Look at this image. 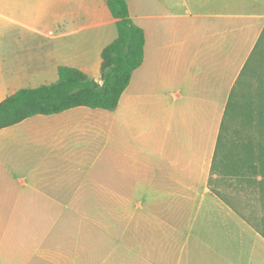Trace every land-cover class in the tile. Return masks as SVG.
<instances>
[{
    "label": "crops",
    "instance_id": "crops-1",
    "mask_svg": "<svg viewBox=\"0 0 264 264\" xmlns=\"http://www.w3.org/2000/svg\"><path fill=\"white\" fill-rule=\"evenodd\" d=\"M126 2L144 58L116 109L77 107L0 129V223L38 221L37 232L49 221L40 246L32 235L31 246H0V264H87L81 241L72 247V222L83 217L72 207L103 204L129 207L126 264H264V235L209 185L232 87L264 29V0H143L142 11ZM8 26L18 44L25 37L47 50L11 55ZM116 37L105 0H0V102L32 79L52 83L60 66L100 83L101 52ZM213 221L222 228L211 240L194 235Z\"/></svg>",
    "mask_w": 264,
    "mask_h": 264
},
{
    "label": "trees",
    "instance_id": "trees-1",
    "mask_svg": "<svg viewBox=\"0 0 264 264\" xmlns=\"http://www.w3.org/2000/svg\"><path fill=\"white\" fill-rule=\"evenodd\" d=\"M105 5L115 20L117 37L101 52L100 83L78 69L60 66L55 82L22 88L0 102V129L33 116L77 107L116 109L133 72L142 65L145 37L132 21L126 0H105ZM213 176L240 186L246 197L243 209L212 190ZM209 185L216 196L264 235V29L232 87Z\"/></svg>",
    "mask_w": 264,
    "mask_h": 264
},
{
    "label": "rangeland",
    "instance_id": "rangeland-1",
    "mask_svg": "<svg viewBox=\"0 0 264 264\" xmlns=\"http://www.w3.org/2000/svg\"><path fill=\"white\" fill-rule=\"evenodd\" d=\"M132 1L133 3L138 4L137 9L142 11V8H144L143 0ZM30 2H33V0H30ZM7 5L8 7L18 5V0H7ZM261 12L264 13V10ZM15 15L17 16L18 14H14L13 16ZM16 30L17 29L13 26H8L6 29V49L11 55L16 54L18 56H26L33 52H45L47 50L45 43L42 47L36 46L35 40L31 39L28 41L25 37H23V43L18 44L16 40L18 38L21 39L22 37L18 35L16 36ZM29 42L32 44V47L27 44ZM55 80L56 79L54 78L53 82H55ZM39 83L41 82L37 81V79H32L30 82H26L23 86L25 88H34L39 86ZM229 183H232L233 186L230 187ZM211 186L212 190L218 191L220 196L226 202L230 201V203L234 204L237 209L244 208L246 197L244 196L245 194L243 191L240 190V186H238L235 181L230 182L226 178L220 179V177L213 176ZM24 208L28 210L27 213H30L34 212L36 207ZM128 208L129 207L126 206H115L111 204L72 207V212L77 214L80 213L83 216L81 217L82 220L80 222H72V233L74 230L76 234V236H72V247L75 246L74 241H81V246L85 251L87 264H111V250L114 245L116 246L117 242L119 243L118 254L115 253L113 256L115 259L117 258V264H126L125 246L127 239L125 216L128 213ZM33 222L37 223L38 221H6L0 223V246L15 248L17 246L19 247L20 241L22 245L25 244L31 246V244H33L32 246L34 247L40 246V238L48 230L49 225L47 223L49 221L41 223V227L37 230V232L31 231L34 229L31 225ZM218 223L219 222L217 221H213L212 224L214 226L210 231L207 228L199 227L197 224L195 227V233H193L194 235H201V238H208L209 241L216 232H219L221 226L218 225ZM116 225L118 226V235ZM19 230H25L27 237H25V234L20 233ZM17 232H19V236H17ZM29 235H32L33 237L31 244L28 239ZM194 235L190 237L188 247L193 245L195 239ZM46 248L51 249V242L49 240L47 241ZM38 263L49 264L41 258H39Z\"/></svg>",
    "mask_w": 264,
    "mask_h": 264
}]
</instances>
